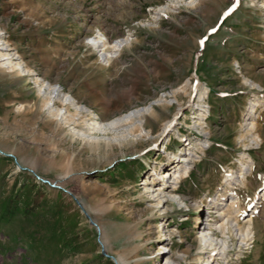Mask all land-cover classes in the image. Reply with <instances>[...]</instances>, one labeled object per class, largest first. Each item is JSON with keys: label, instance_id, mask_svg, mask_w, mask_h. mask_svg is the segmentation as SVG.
I'll list each match as a JSON object with an SVG mask.
<instances>
[{"label": "rangeland", "instance_id": "374dc122", "mask_svg": "<svg viewBox=\"0 0 264 264\" xmlns=\"http://www.w3.org/2000/svg\"><path fill=\"white\" fill-rule=\"evenodd\" d=\"M262 102L264 0H0V264H264Z\"/></svg>", "mask_w": 264, "mask_h": 264}, {"label": "bare ground", "instance_id": "6f19581e", "mask_svg": "<svg viewBox=\"0 0 264 264\" xmlns=\"http://www.w3.org/2000/svg\"><path fill=\"white\" fill-rule=\"evenodd\" d=\"M106 43H104L100 38L99 39H88V41H87V44H89V45L91 44L96 49L102 48L103 49L102 51H104L105 50L104 48H106V46L108 47V45H109V48H111V51L113 49L115 52L119 51L124 46V42H119V43H116V44H113V45L106 44ZM103 55L105 56V54H103ZM110 56H112V55H110ZM104 59H107V58H104ZM108 59L110 60V58H108ZM30 75H33V74H30ZM63 103H66V102H63ZM257 107L258 108H257V111H256V115H257L258 111H260V110H262L264 108V102L257 103ZM59 113L60 112L55 113V116H59ZM251 124H252V128L250 129V131H253V130H255L257 128V126H256L255 122H252ZM254 138H259L257 132L254 135ZM183 159L186 162L187 158L184 157ZM169 173H170L169 171L165 172L161 176L163 178L165 176L169 177ZM182 174L183 173L177 172V179H175V180H177V184L182 182V178H183ZM232 174H234V173H232ZM242 181H243V184L246 185L245 183H246L247 179L245 177H243ZM179 190H180V188L175 186L174 189H173V192L178 193ZM229 192L232 195V203L230 205H226L225 213H226V218H227V220H226L227 224L224 223V222L223 223H217L215 225H212V228L216 227V231L218 229L221 230L220 233L223 235L225 233V230H226L227 226L229 225V223L230 222H235L236 226L238 228V232L241 235L242 241H244L246 243V245H247V243L249 241H252L253 238H254V237L251 238L250 236L253 235V233H254V226L256 224V220L255 219L257 218V215L260 214V211H259V209L256 210V208H250L249 207L250 205H247L246 201L240 200L241 198H239V196L237 195V193L235 191L232 190V191H229ZM263 201H264V194H263ZM198 208H199V206H197V209ZM248 211H253L254 216L252 217V219H249L248 221H246V223L244 225H241V223H240L241 219H243L245 216H247ZM199 227H200V225H199ZM211 231H212V229H210L207 232H203L202 234L206 235V233H210L212 236L217 235L215 233H212Z\"/></svg>", "mask_w": 264, "mask_h": 264}, {"label": "water", "instance_id": "95a60500", "mask_svg": "<svg viewBox=\"0 0 264 264\" xmlns=\"http://www.w3.org/2000/svg\"><path fill=\"white\" fill-rule=\"evenodd\" d=\"M20 168L23 169L22 167H20ZM39 179H40V178H39ZM40 180H41L42 182H44V183H48V181H46V180H42V179H40ZM77 204H78L79 207L82 209V211H83V213L86 215V217L89 219V222H90L92 225L96 226L97 229H98V232L100 233V228H99V227L97 226V224L92 220V218L90 217V215L85 211L83 205H82L79 201H77ZM102 254H103V256H105V257H107V258H110V259L113 260L116 264H118V262L116 261V259H115L114 257H112V256H110V255L107 254L106 249L104 248L103 245H102Z\"/></svg>", "mask_w": 264, "mask_h": 264}]
</instances>
